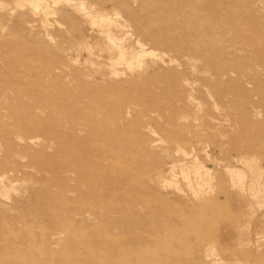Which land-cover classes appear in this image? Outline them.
Returning a JSON list of instances; mask_svg holds the SVG:
<instances>
[{
  "label": "rangeland",
  "instance_id": "rangeland-1",
  "mask_svg": "<svg viewBox=\"0 0 264 264\" xmlns=\"http://www.w3.org/2000/svg\"><path fill=\"white\" fill-rule=\"evenodd\" d=\"M87 1L154 54L114 76L72 6L0 0V264H264L228 171L264 190V0Z\"/></svg>",
  "mask_w": 264,
  "mask_h": 264
},
{
  "label": "bare ground",
  "instance_id": "bare-ground-1",
  "mask_svg": "<svg viewBox=\"0 0 264 264\" xmlns=\"http://www.w3.org/2000/svg\"><path fill=\"white\" fill-rule=\"evenodd\" d=\"M19 1H21L20 5H22V6L30 5V7H32V9H33L32 13L34 15H39V16L42 17L40 19V22H41L42 26L44 27V29L46 28V24H47V22L49 20V16L52 15V14L55 15L54 13H57L59 11V10L57 11V8H56V5L58 3L65 2L69 6H72L75 11L79 12L80 14H82L84 16L85 22L89 23L91 25V29L92 30H91V32L88 31L90 33V35L88 33L89 36H86L88 46L91 49L94 50L95 46H100L99 41L96 40V39H98L100 37H105L106 40L108 41L107 48H108L109 52L107 54V58H108L107 62L109 63V66L112 68L111 69L112 70L111 74L113 73L114 76L117 73H119V75H121V73L118 72V70H119L118 69V65L125 63L128 66L132 67V65H133V63L135 61L140 63L144 56H147L148 54H151V55L154 54L153 51H148L147 50L146 45H144L140 41V39H136V38L133 37V35H132V33H131L130 29H129L130 24H128L126 22V19L123 18L122 14L120 12H118V11H113L112 12V11H106V10H97L96 9L97 7L93 6V4H94L93 1L89 2L87 0H18V4H19ZM62 5H64V4H62ZM17 6L18 5H16V7ZM16 7L12 5V7L9 8L10 13H15ZM94 7H95V9H94ZM14 16H15V14H14ZM63 28H64V26H63ZM64 30H65V28H64ZM47 33L48 32L45 33L46 36H47ZM92 40H95L96 45L92 43ZM104 49H105V47H104ZM101 50H103V49H101ZM103 54H105V53H103ZM242 169L243 168L240 169V167L239 168L229 167L228 171H229V173L231 175L230 177L232 179V180L230 179V181H232L231 183L236 185L239 188V192L243 196H248L249 195L250 198L255 200V201L252 200L253 203L249 204V205H251V209L250 210L252 211V216H257V214L262 210L261 208L264 206V195H263L264 190H262L263 186L261 187L260 183L257 182V181H256L257 183L253 182V183L249 184L247 182L248 184H246L245 177L248 176V178H249L250 176L249 175L246 176L245 172L247 171V169H246V171H244L245 168L243 170ZM180 172L182 173L183 171H180ZM194 175H198L199 178L201 179V181H204L205 184H211L216 179L215 178L216 177L215 171L212 168H209V167H207L205 165H202L200 163L196 165V173H194ZM184 176H186V175H184ZM186 177H188V174H187ZM199 178L197 180L198 182H199ZM260 178H262V177H260ZM188 180H190V179L188 178ZM164 181H165V183H168V185L169 184L171 185L173 183L172 180L165 179ZM190 183H191V181H190ZM233 186H231L232 189L236 187V186L235 187H233ZM191 187H192V185H191ZM201 188H202V186L199 189H195V190L194 189L192 190L191 188L190 189L192 191H194L195 194H200L201 192H203L202 191L203 188L202 189ZM200 189H201V191H200ZM207 189H209V188H207ZM233 190L235 192V189H233ZM233 190H231L232 191L231 193H234ZM198 191H200V193H198ZM207 191L209 192V190H207ZM228 191H230V190L228 189ZM230 195H232V194H230ZM234 196H235V194H234ZM234 199H235V197H234ZM250 203H251V201H250ZM252 216H251V219H253ZM250 223H251V221H250ZM248 226H249V223H248ZM250 226H251V224H250ZM250 239H251V237H250ZM250 241L251 240H249V242ZM250 244H252V243L250 242ZM248 245H249V243H248ZM211 246H213V245L211 244ZM212 248H214V246ZM206 253H207V251H206ZM210 254H212V252ZM209 256L211 257V255H209ZM213 256L214 255L212 254V257ZM218 256L219 255H215V259L212 260L213 264H229L230 263V261H229V263L226 262V261H218ZM216 257H217V259H216ZM238 263H239V261H238Z\"/></svg>",
  "mask_w": 264,
  "mask_h": 264
}]
</instances>
